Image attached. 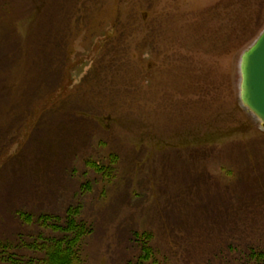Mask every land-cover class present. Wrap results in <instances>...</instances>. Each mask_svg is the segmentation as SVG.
<instances>
[{"label": "rangeland", "instance_id": "obj_1", "mask_svg": "<svg viewBox=\"0 0 264 264\" xmlns=\"http://www.w3.org/2000/svg\"><path fill=\"white\" fill-rule=\"evenodd\" d=\"M263 31L264 0H0V242L31 240L0 264L71 234L72 264H258Z\"/></svg>", "mask_w": 264, "mask_h": 264}, {"label": "water", "instance_id": "obj_2", "mask_svg": "<svg viewBox=\"0 0 264 264\" xmlns=\"http://www.w3.org/2000/svg\"><path fill=\"white\" fill-rule=\"evenodd\" d=\"M240 101L264 130V31L241 57Z\"/></svg>", "mask_w": 264, "mask_h": 264}, {"label": "trees", "instance_id": "obj_3", "mask_svg": "<svg viewBox=\"0 0 264 264\" xmlns=\"http://www.w3.org/2000/svg\"><path fill=\"white\" fill-rule=\"evenodd\" d=\"M70 226H68V230L69 229H72L74 226H72L73 224H69ZM81 228V225L78 226V229L76 231L79 232ZM81 232V231H80ZM65 236V235H64ZM58 238V237H56ZM51 238H49L50 240ZM62 241H64V243H61V241L58 243V241H44V246L46 244H49L53 247H55V249L49 251V253L45 256V262L46 264H72L71 263V260L73 259V251L76 252L77 248H75L73 246V244H75V235H70V237H65V239H61ZM23 241L26 242L24 243L25 247L31 243V240H26V239H23V238H18L17 240V243H13L11 242L10 244L4 242V241H1L0 242V256H2V251H4V249H7V247H12V253L13 252H17V250H15V247H17V249H19L20 247L23 246ZM11 245V246H10ZM33 245H36L35 242H33L31 245L29 246H33ZM20 246V247H19ZM24 247V246H23ZM21 249V248H20ZM33 251V250H32ZM38 252V251H37ZM253 253V252H252ZM257 255H259L260 257L258 258L259 260V263L258 264H264V255L262 256L261 252H256ZM143 256V254H142ZM145 258V257H144ZM143 259V258H141ZM10 264H15V263H10ZM43 264V263H42Z\"/></svg>", "mask_w": 264, "mask_h": 264}]
</instances>
